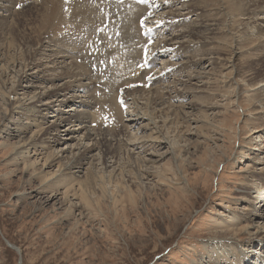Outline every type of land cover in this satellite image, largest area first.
Instances as JSON below:
<instances>
[{"label":"rangeland","instance_id":"374dc122","mask_svg":"<svg viewBox=\"0 0 264 264\" xmlns=\"http://www.w3.org/2000/svg\"><path fill=\"white\" fill-rule=\"evenodd\" d=\"M44 1H0V264H241L239 249L233 252L230 248L234 243L251 250L244 260L249 261L248 264H264V246L253 242L258 241L253 238L261 226L258 218L264 215V100L257 102L264 99V46L261 42L264 32L258 34L256 30L264 26V20L255 18L254 26L250 18L254 11L264 13L260 7L264 6V0L248 1L249 6L244 4L246 0L242 4L239 0H168L167 3L165 0H147V3L142 0L139 3L71 0L75 10L82 11L84 6L90 9L88 13L84 8L85 12L75 11L78 17L84 16L77 17L81 22H74V29L71 27L74 25L61 26L59 22L57 36L49 45L54 50H64V55L73 51V46H78L80 52L89 50L77 55L75 75L81 78H72L74 84L68 91L69 100L62 106L54 101L62 93L50 95L47 89L66 81L67 77H41L47 72L35 68L43 58L41 44L50 39L49 28L48 32L46 26L37 29V20L45 10L51 19L58 8H67L69 0ZM240 5L248 8L242 14ZM143 17H148L146 27L152 28L150 49L154 55L148 68L141 67L143 45L148 42V38L141 35ZM190 23L195 26L191 28ZM199 25L206 31L196 36L193 32L201 28ZM63 27H68L73 37L68 28L66 31ZM99 28L104 31L97 32ZM210 29H215L213 34ZM78 32L83 38L79 41ZM246 33H250L253 40L246 41ZM61 35L69 39L65 42L68 47L57 45ZM106 51L112 53V60L108 57L110 65L103 59ZM69 55L67 62L72 59ZM111 63L116 73L114 86L103 90L107 82H113L112 78L108 79ZM132 71L136 76L132 77ZM27 79L42 88L31 87L23 93L21 86ZM94 79L99 80L96 88L102 92L96 93L97 105L88 107L92 114L85 124L95 134L100 131L102 138L116 137L113 146L100 145L103 155L114 157L115 163L108 162V168H101L104 166L98 158L99 149L93 151L96 157L89 161L93 160L91 166L97 172L96 178L101 170L113 174L108 173L102 183L92 182L91 191L95 190V194L87 192L90 197L87 201L81 194L84 186L76 185L89 166L87 162L73 175L74 179L71 175L62 179L60 192L68 187L71 194L76 193L75 198L69 196L68 199L73 203L81 202L77 210L61 200L44 202L36 192L41 182L64 162V159L52 158V152L69 145L65 153L68 156L79 138L82 139L83 130L76 139L68 141V145L61 142L44 147L37 159L32 152L29 156L17 155V145L28 139L35 144L49 142L50 136L46 138L45 132L52 118L46 116L53 113L61 118L64 109L70 106L86 110L87 104L79 106L73 101H90L95 97H90L93 89L85 88ZM68 80L71 81L69 77ZM38 91L50 96L42 103H53L42 110L40 123L20 132L18 127L38 119L36 112H30L29 108L40 102L33 98L30 105L28 100L22 105L23 101L16 98H27ZM76 94L82 97L74 98ZM106 95L111 97V102ZM154 99L158 101L156 104H153ZM147 102L152 104L147 111L153 106L171 105L164 108L163 115L156 121L164 120L167 110L172 111L174 118L165 125L171 127V140L179 145L174 154L170 153L168 141H147L148 134L155 136L153 123L146 116L144 105ZM133 134L136 139L124 142ZM150 143L152 145L148 146ZM148 152L162 156L152 157L156 160L154 163L140 162L139 157H149ZM48 157L53 164L44 170L42 163ZM141 165L151 171L147 178L141 179V173L144 174ZM48 186L49 183H45L41 196L48 195L51 190ZM253 207L258 214L255 219L251 215ZM223 249L229 251L230 256L218 254Z\"/></svg>","mask_w":264,"mask_h":264},{"label":"bare ground","instance_id":"6f19581e","mask_svg":"<svg viewBox=\"0 0 264 264\" xmlns=\"http://www.w3.org/2000/svg\"><path fill=\"white\" fill-rule=\"evenodd\" d=\"M1 1V0H0ZM10 1V0H9ZM44 1V0H43ZM74 1V0H73ZM179 1V0H178ZM225 1V0H224ZM239 1H243V0H239ZM248 1H251V0H246V3H244V1L243 2H241V4L242 3H244V4H246V5H248L249 3H248ZM254 1V0H253ZM257 1V0H256ZM14 2V1H13ZM45 2V1H44ZM44 2H42V3H44ZM71 0H69V2H67V8L65 9V10H63V8H62V6L60 7V8H58V10L56 11V12H54V15L51 17V19H48V17H50V16H48V14H47V10H45L44 12H42L39 16V19L37 20V29H40L39 27H41V26H46V28H47V32H48V28H49V30H50V33H49V37H50V39L49 40H47V41H44L43 43L44 44H41V46H42V48H41V51H42V55H43V58L40 60V62H39V60H38V66L36 65L35 66V68L36 69H40V71L43 73V72H47V74L46 75H44V74H42L41 75V77L43 76H49V78L50 79H58V78H61V77H67V80L66 81H64V82H59V84H55V85H53V87H51V89H47V90H50L49 91V93H50V95L51 94H53L54 95V93L56 94H58V93H60L62 96L61 97H59L57 100H54V101H59L60 103H58L57 105L58 106H62V105H64V104H66V102L69 100V98L67 97L68 96V91H69V89L73 86V82H72V78H74V80L76 79V80H78L77 78H81V77H78V76H76L75 74H77L76 73V71H77V65L78 64H75L77 61H76V59L78 58V54L79 53H82V52H84V51H87V50H89V49H87V50H84L83 51V49L81 50V52H80V50H79V48H78V46H77V48H74V46H73V51H69V53H71L70 55H69V53H68V55H69V57L71 56L72 57V59H70V61L69 62H67V56L68 55H64L62 52H64V50L63 51H61V50H54V49H52L51 48V46L49 45V43L51 42V41H53L52 40V38H56V36L57 35H55V32H56V29H59V28H57V25H58V23L59 22H61L60 23V25L62 26V25H64V26H66V25H68V24H71V25H74V22H76V21H78L79 19H80V17L82 16H80L79 15V17H78V15H76L75 14V11L77 10L78 11V9H74V8H76V7H74L73 5H74V2H72L73 3V5L71 4ZM77 2V1H76ZM81 2H83V1H81ZM236 2V1H235ZM54 3V2H53ZM56 3V2H55ZM77 3H79V2H77ZM171 3H172V1H171ZM239 3V2H238ZM61 4H62V2H61ZM76 4V3H75ZM80 4V3H79ZM86 3H84V5H85ZM183 4V3H182ZM185 4V3H184ZM230 4V3H229ZM237 4V3H236ZM235 4V5H236ZM7 5V4H6ZM43 5V4H42ZM74 7V8H72V6ZM188 5V4H187ZM197 5V4H196ZM231 5H232V2H231ZM246 5H240V7L241 6H243V10H240V14H242L243 12H244V10H247L248 8L246 7ZM5 5H3V7H4ZM54 6H56V5H54ZM88 6V5H87ZM90 6V5H89ZM249 6V5H248ZM255 6V5H254ZM6 7V6H5ZM40 7V6H39ZM59 7V6H58ZM77 7H79V6H77ZM80 7H82V4H81V6ZM79 7V8H80ZM85 7V6H84ZM83 7V8H84ZM225 7H228V6H225ZM234 7V6H233ZM261 8L263 7V10H264V6H260ZM55 8V7H54ZM83 8H82V11L83 12H87V10H89V9H86V8H88V7H86V8H84V9H86L85 11L83 10ZM195 8V7H194ZM197 8V7H196ZM232 8V7H231ZM239 8V7H238ZM4 9V8H3ZM141 9V8H140ZM187 9V8H186ZM193 9V8H192ZM228 9H229V7H228ZM44 10V9H43ZM53 10V9H52ZM56 10V9H55ZM81 10V9H80ZM188 10H189V8H188ZM255 10V9H254ZM253 10V11H254ZM82 11H78V14L80 13V12H82ZM135 11V10H134ZM198 11V10H197ZM243 11V12H242ZM258 12V11H257ZM51 13V12H50ZM88 13V12H87ZM93 13V12H92ZM194 13V12H193ZM83 14V13H82ZM94 14V13H93ZM186 14H187V12H186ZM235 14H237V13H235ZM89 15V14H88ZM96 15V14H95ZM189 15V14H188ZM201 15V14H200ZM261 15V17H259ZM84 16V15H83ZM82 16V17H83ZM93 16V15H92ZM198 16V15H197ZM250 16H252V17H250L251 18V23H253L254 24V26L256 25V23H255V21H256V19L257 20H259V19H261V21H263L264 20V13H255V11H254V13L252 14V15H250ZM77 17L79 18L78 20H77ZM89 17V16H88ZM96 17V16H95ZM178 17V16H177ZM176 17V18H177ZM256 18V19H255ZM85 19V18H84ZM168 20V19H167ZM197 20H200V19H197ZM204 20V19H203ZM48 21V23L46 24V22ZM88 21V20H87ZM171 21V20H170ZM209 21V20H208ZM33 22V21H32ZM36 22V21H35ZM81 21L79 20V23H80ZM83 22V21H82ZM176 22V21H175ZM180 23H182V22H180ZM33 24V23H32ZM77 24H78V22H77ZM171 24V23H170ZM259 24V23H258ZM79 25V24H78ZM77 25V27H79ZM84 25H86L85 23H84ZM174 25V24H173ZM189 25H191V28H193L194 26H195V24L194 23H190ZM210 25H212V24H210ZM214 25H215V23H214ZM76 25H74V26H71L72 28L73 27H75ZM81 26L83 27V24H81ZM169 26V25H168ZM200 26V25H199ZM203 26H204V24H203ZM202 26V27H203ZM207 26V25H206ZM205 26V27H206ZM251 26V25H250ZM70 26H69V28H71ZM81 27V28H82ZM86 27V29L87 30H89V27L86 25L85 26ZM161 27V26H160ZM171 27V26H170ZM182 27V26H181ZM189 27V26H188ZM187 27V28H188ZM201 27V26H200ZM199 27V28H200ZM200 28L199 30H195V32H193V34L194 35H199V34H201V33H204V31H206V30H204L203 28ZM34 28H35V26H34ZM63 28H65V27H63ZM68 28V27H67ZM67 28H65V30L67 29ZM67 29L68 31L70 30V29ZM185 28V27H184ZM196 28V27H195ZM198 28V27H197ZM209 28V27H208ZM207 28V29H208ZM255 28V27H254ZM257 29V33L258 34H262V32H264V26L262 27V26H260V27H256ZM5 29V28H4ZM74 29V28H73ZM73 29H71V30H73ZM169 29V28H168ZM190 29V28H189ZM206 29V28H205ZM64 30V29H63ZM62 30V31H63ZM66 30V31H67ZM76 30H77V28H76ZM80 30V29H79ZM82 30V29H81ZM165 30V29H164ZM163 30V31H164ZM185 30V29H184ZM183 30V31H184ZM210 30H212L210 33L211 34H213L214 32V30L215 29H210ZM44 31H45V29H44ZM43 31V33H44V35H45V32ZM65 31V32H66ZM74 31V30H73ZM131 31H133V27H132V25L130 24V26H129V32H131ZM59 32V31H58ZM72 32V31H71ZM71 32L69 31V33H70V35L72 36V34H71ZM84 33H85V30L83 31ZM87 32V31H86ZM208 31H207V33H209ZM236 32V31H235ZM42 33V34H43ZM64 33V32H63ZM209 33V34H210ZM1 34V33H0ZM47 34V33H46ZM67 34H68V32H67ZM76 35H77V33H75ZM78 34H79V32H78ZM179 34V33H178ZM189 34V33H188ZM41 35V34H40ZM60 35V34H59ZM64 35V34H63ZM75 35V36H76ZM80 35V34H79ZM77 36L76 38H77V41H79V40H81V39H83L82 38V36L80 35V36ZM83 36H84V34H82ZM191 35V34H190ZM45 36H47V35H45ZM74 36V37H75ZM181 36V35H180ZM185 36V35H184ZM204 36V35H203ZM246 37V41L247 40H249V39H252V36H251V34L249 33H246V35H245ZM48 37V36H47ZM65 36H60V37H58L59 39V41H58V43H57V45L59 44V45H65L66 43V41H69V39L67 40L66 38H64ZM73 37V36H72ZM139 37V36H138ZM173 37V36H172ZM186 37H189V35L188 36H186ZM207 37V36H206ZM224 37V36H223ZM243 37V36H242ZM69 38H71V37H69ZM174 38V37H173ZM203 38V37H202ZM48 39V38H47ZM135 39V38H134ZM133 39V40H134ZM182 39V38H181ZM180 39V40H181ZM206 39V38H205ZM222 39V38H221ZM225 39V38H224ZM44 40H45V38H44ZM74 40V39H73ZM72 40V41H73ZM76 40V39H75ZM171 40V39H170ZM179 40V39H178ZM179 40V41H180ZM192 40H194V39H192ZM204 40V39H203ZM208 40V39H207ZM206 40V41H207ZM253 40V39H252ZM71 41V42H72ZM77 41H76V44H77ZM130 41H132L131 39H130ZM129 40H128V42H130ZM136 41V40H135ZM135 41H133V42H135ZM214 41V40H213ZM234 41V40H233ZM260 41V40H259ZM127 42V41H126ZM163 42V41H162ZM182 42V41H181ZM185 42V41H184ZM209 42V41H208ZM214 42H217V41H214ZM262 43H263V46H264V39H262V41H261ZM40 43H41V41H40ZM56 43V42H55ZM168 43V42H167ZM166 43V44H167ZM178 43V42H177ZM68 44H70V43H68ZM73 44H75V42L73 43ZM89 44H90V42H89ZM93 44V43H92ZM129 44V43H128ZM163 44V43H162ZM180 44V43H179ZM192 44V43H191ZM71 45H72V43H71ZM135 45H136V43H135ZM175 45V44H174ZM183 45H187V44H183ZM60 46V47H61ZM65 46H67L68 47V45L66 44ZM75 46V47H76ZM88 46V45H87ZM86 46V47H87ZM156 46V45H155ZM188 46V45H187ZM59 47V48H60ZM85 47V48H86ZM90 47V50H91V48H92V46L90 45L89 46ZM94 47V46H93ZM127 47V46H126ZM166 47V46H165ZM164 47V48H165ZM173 47V46H172ZM175 47V46H174ZM40 48V47H39ZM55 49H56V47H54ZM65 48V47H64ZM84 48V49H85ZM104 48H106V47H104ZM131 48V47H130ZM158 48V47H157ZM163 48V47H162ZM167 48H168V46H167ZM185 48V47H184ZM183 48V49H184ZM191 48V47H190ZM65 49H67V48H65ZM69 49H70V47H69ZM107 49V48H106ZM182 49V48H181ZM135 50V49H134ZM169 50H170V48H169ZM179 50V49H178ZM40 51V52H41ZM172 51V50H171ZM184 51H186V50H184ZM137 52V51H136ZM174 52V51H173ZM176 52V51H175ZM235 52V51H234ZM73 53V54H72ZM119 53H121V52H119ZM131 54V53H130ZM129 54V55H130ZM133 54V53H132ZM216 54V53H215ZM232 54H233V52H232ZM41 55V54H40ZM106 56V57H105ZM110 56V59L112 60V53L111 52H109V51H106L105 53H104V55H103V59H104V61L108 64V65H110L109 64V57ZM215 56H217V54L215 55ZM70 57V58H71ZM75 57V58H74ZM81 57H84V56H81ZM73 58L75 59V62L73 61ZM105 58H106V60H105ZM136 58H138V57H136ZM191 58V57H190ZM131 59V58H130ZM189 59V58H188ZM215 59H216V57H215ZM72 60V61H71ZM92 60H93V58H92ZM193 60V59H192ZM200 60V59H199ZM198 60V61H199ZM94 61V60H93ZM121 61H123L122 59H121ZM131 61V60H130ZM191 61V60H190ZM189 61V62H190ZM28 62H30V61H28ZM188 62V63H189ZM33 63V62H32ZM40 63V64H39ZM78 63H79V61H78ZM83 63V62H82ZM81 63V64H82ZM179 63V62H178ZM213 63V62H212ZM36 63H34L33 64V66L35 65ZM177 64V63H176ZM83 65V64H82ZM111 65L112 66H107L109 69H111V71H109L111 74H109L108 75V79H113V82L112 81H109V82H107V84L105 85V87H103V90H105V88H107V87H113L114 86V78L116 77V73L115 72H113V71H115L114 70V65L111 63ZM180 65V64H179ZM189 65V64H188ZM81 66V65H80ZM132 66V65H131ZM182 66V65H181ZM187 66V65H186ZM186 66H184V67H186ZM134 67V66H133ZM83 68V70L85 71V70H87L85 67H82ZM136 68V67H135ZM188 68V67H187ZM192 68V67H191ZM185 69V68H184ZM78 70H80V68L78 69ZM131 70H133L132 68H131ZM181 70V69H180ZM187 70V69H186ZM177 71V70H176ZM78 72V71H77ZM80 73V72H79ZM78 73V74H79ZM102 73V72H101ZM123 74V73H122ZM132 74H134L132 77H134V76H136L135 75V73H133V71H132ZM147 74V73H146ZM80 75H81V73H80ZM87 76L89 75L88 73L86 74ZM190 75V74H189ZM39 76V75H38ZM86 76V77H87ZM120 76V75H119ZM157 76V75H156ZM191 76H192V74H191ZM194 76V75H193ZM196 76V75H195ZM200 76V75H199ZM37 77V76H36ZM68 77L71 79V81L70 80H68ZM77 77V78H76ZM83 77V76H82ZM176 77V76H175ZM85 78V77H84ZM195 78V77H194ZM86 79H88V78H86ZM141 80V79H140ZM23 81V80H22ZM48 81V80H47ZM99 80H97V79H94V81L92 82V81H89L90 83H88V85L87 86H85V88H91V90H92V95H90L91 93H89V95H90V97L91 96H95V97H92V100H90V101H85V100H77V101H75V99H74V101L73 102H78V104H79V106L80 105H84V106H86V104H87V109L86 110H77L76 109V107L74 106H70L69 108H65L64 110H65V114H63L62 116H61V118L60 117H57V115H53V113H52V115H47L46 117H51L52 119L49 121V123H48V129H47V131L45 132V134L47 135V137L46 138H49V136H50V139L51 140H49V142H42L41 144H35L34 142H33V140L32 139H28V141L26 142V143H24V142H22V143H19L18 145H17V155H19V156H29V154H31V152H32V155H36L35 156V158L37 157V155H40V154H42V151H43V149H44V147H48V146H51V145H58V144H61V142H65V144L66 145H68V141H70V140H74V139H76V135H78V133H80L82 130H83V137H81L82 139L80 140V138H79V140H78V142L73 146V151L71 150V152L69 153V155L67 156L65 153L66 152H68V148L70 147L69 145L67 146V147H63V148H60L58 151L57 150H55V151H53L52 153H54L53 154V156H52V158H54V159H56V158H61V159H64V162H62L61 164L59 163L58 165H57V168L55 169V171H52L51 173H50V177L48 178V179H45V181H42L41 182V184H40V187H39V189L37 190V194L38 193H40L39 195V198H40V200H43L44 202L45 201H49V200H53L54 199V203L57 201L58 202V200H61V203L64 201V202H69V206H71V207H73L75 210H77L79 207H80V203L81 202H78V203H73L72 201H71V199H68V197L69 196H72V198H75V197H73L74 195H76V193L75 192H73L72 194H71V192L68 190V187H66V188H64L61 192H60V190H61V188L63 187L62 186V179L64 178V176L65 175H71V178H73L74 179V174L76 173V172H80V169H82V166L83 165H85L87 162H89V166L88 167H86V169H85V172L82 174V179H78L77 180V182H78V184H76L77 186H78V188H80V187H83V190H82V192H81V194H82V197L85 199V200H89L90 199V197L87 195V192H89V191H91L92 190V187H91V184H92V182L93 181H99V183H102V180L107 176V174L108 173H112V172H108L107 173V171H103V172H101V171H99L98 173V177L96 178V170L95 169H93V166H91L92 165V162H93V160L92 161H89V160H91V159H93L94 157H96V153L94 154L93 153V151L95 150V149H99L100 150V145L101 144H107V145H111V146H113V141H114V139L116 138V137H114L113 139L111 138H106V137H100L102 134H100L99 132H98V134H95L94 132H92L93 130H91V128L89 127V126H86L87 124H85L86 123V118L88 119L89 118V116L88 115H91L92 114V111H89V109H88V107H92L93 108V106H94V104H96L97 105V102L95 103V101H97L95 98H96V93L97 92H99V93H101L102 91H101V89L99 88V89H97L96 88V82H98ZM132 81V80H131ZM137 81V80H136ZM175 81V80H174ZM182 81V80H181ZM25 82V84H23L22 86H21V88H23L24 89V91H23V93L25 92V89H28V88H31V87H37V88H42L41 86H37V85H35L34 83H33V80L32 79H27V81H24ZM79 82V81H78ZM85 82H88L87 80L85 81L84 80V83ZM187 82V81H186ZM190 82V81H189ZM82 83H83V81H82ZM83 83V84H84ZM182 83V82H181ZM87 84V83H86ZM131 84V83H130ZM184 84V83H183ZM190 84V83H189ZM42 85V84H41ZM124 85V84H123ZM129 85V84H128ZM166 85V84H165ZM18 86H20V84H18ZM81 87V86H80ZM92 87H94V88H92ZM122 87V86H121ZM81 88H83V87H81ZM199 88V87H198ZM84 89V88H83ZM87 90V89H86ZM152 91V90H151ZM153 91H154V89H153ZM176 91V90H175ZM88 92V91H87ZM141 92V91H140ZM148 92H150V91H148ZM47 93V92H46ZM80 93V92H79ZM153 93V92H152ZM22 94V93H21ZM86 94V93H85ZM85 94H84V97H85ZM166 94V93H165ZM177 94V93H176ZM83 95V94H82ZM101 95V94H100ZM167 95V94H166ZM168 95H170V93L168 94ZM24 96H26V95H24ZM49 96V94L47 93V94H45V92H41V91H38L37 93H34L33 94V96H30V97H27V98H16L18 101H23V104L22 105H24V103H25V101L27 102V100L29 101L28 102V105H30L34 100H32L33 98H35L36 100H39V102H40V104H38V105H33V106H31L30 108H29V111L30 112H36V117L38 118V119H36L35 120V118H34V116L33 117H31V119H32V121H34V123H28L27 125H25L24 127H22V126H20L21 128H17V130H19L20 132H23L24 130L26 131L27 130V128L28 127H30V126H33V125H35V124H38V123H40V121H41V118H42V115H41V113L43 112L42 110H44L45 108H47V107H49L48 105L49 104H52L53 102L52 101H46V102H44V103H42V101H44V99H46V98H50V96ZM98 96V95H97ZM154 96V95H153ZM82 96L80 95V94H76L75 95V97L74 98H81ZM87 97H88V95H87ZM157 98H158V96H156ZM106 98H107V100L108 101H110L111 102V97L109 96V95H106ZM8 99H10V98H8ZM54 99V98H53ZM12 100V99H11ZM41 100V101H40ZM147 100H149V99H147ZM151 100V99H150ZM155 100V99H154ZM161 100H162V98H161ZM160 100V101H161ZM166 100V99H165ZM164 100V101H165ZM262 100H264V99H260V100H258L257 102L258 103H260ZM16 101V100H15ZM99 101H100V99H99ZM157 100H155V102L153 103V104H156L157 102H156ZM163 101V100H162ZM167 101V100H166ZM37 102V101H36ZM87 102V103H86ZM107 102V101H106ZM133 102V101H132ZM140 102V101H139ZM150 102V101H149ZM149 102H147L144 106H145V108H146V111L148 110V105H152L151 103H149ZM162 103V102H161ZM165 103V102H164ZM91 104L93 105V106H91ZM133 104V103H132ZM73 105H75L74 103H73ZM100 105V104H99ZM163 105V104H162ZM15 106H17V105H15ZM35 106V107H34ZM106 106H107V104H106ZM117 106V105H116ZM135 106V105H134ZM160 106H161V104H160ZM95 107V106H94ZM108 107V106H107ZM110 107V106H109ZM167 107H171V105H169V106H165V107H163V108H156L155 106H153V108L151 109V110H149V111H147V113H146V116H148L149 117V121L151 122V123H153V129H154V134H155V136H153V135H151V134H148L147 136H146V138H148V140L147 141H153V142H156L157 140H159V141H163V140H165V141H168V146H169V148H170V153H173L174 154V149L176 148V147H179V145L178 144H176L174 141H172L171 139H172V137H171V133L173 132L172 130H170V128L171 127H168L167 125H165V123H170V122H172L171 121V117H173L172 116V111L171 110H167V117L166 118H164V120L163 119H158L157 121H156V118H161V114L163 113V110H164V108H167ZM175 107V106H174ZM16 108H18V107H16ZM50 108V107H49ZM26 109V108H25ZM79 109V108H78ZM81 109V108H80ZM106 109V108H105ZM94 110V109H93ZM119 110V109H118ZM179 110V109H178ZM15 111V110H14ZM17 111V110H16ZM103 111V110H102ZM105 112V111H104ZM180 112V111H179ZM94 113V112H93ZM96 113V112H95ZM145 113V112H144ZM262 113V112H261ZM113 114V113H112ZM112 114H111V116H112ZM115 114V113H114ZM133 114H135V113H133ZM137 114V113H136ZM155 114H156V116H155ZM31 115H33L32 113H31ZM35 115V114H34ZM107 115V114H106ZM139 115H141V113L139 114ZM143 115V114H142ZM163 115V114H162ZM176 115V114H175ZM114 116V115H113ZM132 116V115H131ZM29 117V116H28ZM115 117V116H114ZM135 117V116H134ZM133 117V118H134ZM131 118V117H130ZM138 118V117H137ZM174 118V117H173ZM28 119V118H27ZM43 119V118H42ZM123 119V118H122ZM122 119H120V120H122ZM147 119V118H146ZM144 120V119H143ZM123 121V120H122ZM130 122V121H129ZM43 124H44V122H43ZM91 124V123H90ZM89 124V125H90ZM17 125V124H16ZM123 126V125H122ZM142 126V125H141ZM152 126V125H151ZM165 127L164 128V130L165 131H163V127ZM171 126V125H170ZM45 127H43V129H44ZM47 128V127H46ZM13 129H16V128H13ZM168 129V130H167ZM42 130V129H41ZM40 129H39V131H41ZM46 130V129H45ZM142 130V129H141ZM38 131V132H39ZM179 132L180 133H182L181 132V130H179ZM102 133V132H101ZM113 133V132H112ZM122 133V132H121ZM36 134V133H35ZM119 134V133H118ZM38 135V134H37ZM63 135V136H62ZM122 135H124V132H123V134ZM34 136H36V135H34ZM33 136V137H34ZM98 136L100 137V139L98 138ZM117 136V135H116ZM128 136V135H127ZM179 136V135H178ZM162 138V139H158V138ZM122 139V138H121ZM132 139H136V136L133 134L132 136H128L127 137V139L125 138L124 139V142H132ZM32 140V141H31ZM67 140V141H66ZM119 140V139H118ZM44 141V140H43ZM158 141V142H159ZM85 142H88V143H90V144H87V143H85ZM139 142V141H138ZM116 143V142H115ZM134 143V142H133ZM180 143V142H179ZM131 144V143H130ZM63 145V144H62ZM121 145V144H120ZM146 145V144H145ZM150 145H152L151 143L148 145V146H150ZM60 147V146H59ZM72 147V146H71ZM151 148V147H150ZM152 148H153V146H152ZM57 149V148H56ZM126 150V149H125ZM126 151H128V149L126 150ZM100 155L98 156V158H99V160H101L100 161V164H101V166L103 165L104 167H101V168H108L110 165L108 164V162H112V163H115V160H114V157H112V156H108L107 157V155H103V153H102V149L100 150ZM148 154V156L149 157H146V156H143V157H139V159H140V162L142 161V162H155L156 160H153L152 159V157H156V155L157 154H154V152H148L147 153ZM56 156V157H55ZM158 157H160V156H162V155H157ZM50 157H48V159H44L43 160V163H42V168L45 170V168H47V167H52V164H53V162L51 161L52 159H49ZM37 159V158H36ZM34 160V159H33ZM96 160V159H95ZM35 161V160H34ZM58 161V160H57ZM57 161H56V163H57ZM60 162H61V160H60ZM95 165V164H94ZM97 165V164H96ZM142 167H141V172H144V174L143 173H141V179H144V178H147V176H148V174L151 172L150 170H148V169H146L143 165H141ZM95 168V167H94ZM97 168V167H96ZM82 172V171H81ZM106 174H105V173ZM79 174V173H78ZM102 175V177H101V175ZM113 174V173H112ZM78 176V175H77ZM44 177V176H43ZM80 177V176H79ZM70 178V177H69ZM50 180V181H49ZM45 183L47 184V183H49V186L48 187H51V190H49V192H48V195H43V196H41V193L42 192H44V185H45ZM101 184L99 185V189L101 190L102 188H101ZM242 192H244V191H242ZM75 193V194H74ZM95 194V190H93V191H91V195H94ZM61 197H60V196ZM58 196L60 197V198H58ZM250 196V195H249ZM81 197V198H82ZM78 198V197H77ZM66 200V201H65ZM42 201V202H43ZM41 202V203H42ZM262 206H264V195H263V197H262ZM66 205V204H65ZM63 206V205H62ZM70 209V208H69ZM72 209V208H71ZM263 211H264V209H262ZM73 211V210H72ZM262 211V212H263ZM261 212V213H262ZM256 214H257V210L256 209H254V207H253V211H252V213H251V215L253 216L252 217V219H255L256 218ZM257 216H258V214H257ZM264 215H262L261 217H259L258 219V222L259 221H261V222H259V225H261L260 227H259V229H257V232L255 233V236L253 237L254 239H258V241H253L254 243H256V242H258V244H256V245H261V246H264V217H263ZM251 218V217H250ZM220 222V221H219ZM252 222V221H251ZM229 223V222H228ZM253 225V224H252ZM230 248H231V250L234 252L235 251V249H239V252H240V254H241V256H242V263L243 264H248V262L247 261H244L245 259H247L249 256H250V254H251V250L250 249H248V247L246 248V247H242V245L241 244H232L231 246H230ZM221 252H223V253H221ZM237 252V251H236ZM228 254L229 256H230V252L229 251H227L226 249H223V250H221L220 252H218V254H222V255H225V254ZM217 254V255H218ZM262 259H264V257L262 258ZM244 262H246V263H244ZM241 263V264H242Z\"/></svg>","mask_w":264,"mask_h":264},{"label":"snow or ice","instance_id":"6c2138e0","mask_svg":"<svg viewBox=\"0 0 264 264\" xmlns=\"http://www.w3.org/2000/svg\"><path fill=\"white\" fill-rule=\"evenodd\" d=\"M142 2L147 3V0H142ZM167 2H168V0H165V3H167ZM149 16H151V13H149ZM147 19H148V17H143L140 20V27L143 30L141 32V35H143V36L148 38L147 44L143 45L144 62L141 65V67H143V68L151 67L150 61L152 59V56L154 55V53H152L151 49H150V45L152 44V38H151V35H150L151 32H152V28L146 27ZM161 23H162V21H161ZM101 31H104V29L103 28L97 29V32H101Z\"/></svg>","mask_w":264,"mask_h":264}]
</instances>
